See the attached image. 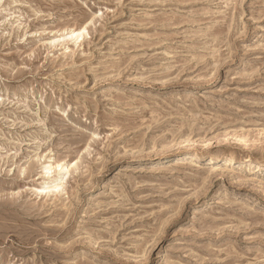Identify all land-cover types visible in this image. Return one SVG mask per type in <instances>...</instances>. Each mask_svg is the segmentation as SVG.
Listing matches in <instances>:
<instances>
[{"label": "rangeland", "instance_id": "1", "mask_svg": "<svg viewBox=\"0 0 264 264\" xmlns=\"http://www.w3.org/2000/svg\"><path fill=\"white\" fill-rule=\"evenodd\" d=\"M0 264H264V0H0Z\"/></svg>", "mask_w": 264, "mask_h": 264}, {"label": "bare ground", "instance_id": "2", "mask_svg": "<svg viewBox=\"0 0 264 264\" xmlns=\"http://www.w3.org/2000/svg\"><path fill=\"white\" fill-rule=\"evenodd\" d=\"M81 30H79V32L76 33V36L78 37H81L82 36V33L80 32ZM84 31V29H83ZM75 34V31H71V35H74ZM145 153V152H144ZM147 155V154H144V156ZM229 160V159H228ZM57 167H59V165H57Z\"/></svg>", "mask_w": 264, "mask_h": 264}]
</instances>
